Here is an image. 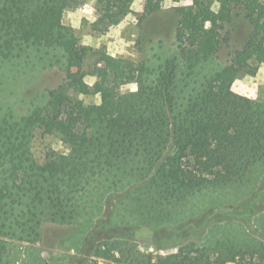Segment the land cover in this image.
<instances>
[{
    "label": "trees",
    "instance_id": "obj_1",
    "mask_svg": "<svg viewBox=\"0 0 264 264\" xmlns=\"http://www.w3.org/2000/svg\"><path fill=\"white\" fill-rule=\"evenodd\" d=\"M85 1L0 0V71L7 66L17 73L30 49L51 51L64 67L80 46L63 15ZM95 1L92 28L106 31L134 0ZM164 1L146 0V9L160 11ZM218 2L214 10L212 0H193L190 22L188 7L176 8V49L154 67L101 52L109 79L104 103L80 104L74 94L86 84L68 73L28 114L0 109V264H31L23 241L44 223L83 220L95 241L85 246L89 257L80 264H264L263 241L177 239L175 251L153 253L123 233L96 236L99 224L160 226L188 198L264 170V100L232 88L240 73L254 74L264 63L261 13L254 0ZM240 4L253 32L218 65ZM132 80L137 89L122 91ZM38 128L59 136L69 150L38 161L31 147Z\"/></svg>",
    "mask_w": 264,
    "mask_h": 264
},
{
    "label": "rangeland",
    "instance_id": "obj_2",
    "mask_svg": "<svg viewBox=\"0 0 264 264\" xmlns=\"http://www.w3.org/2000/svg\"><path fill=\"white\" fill-rule=\"evenodd\" d=\"M213 8L219 7L218 0ZM261 14L257 33L264 35V3L254 0ZM193 0L162 2V9L149 13L146 0H134L127 4L119 21L110 24L106 31L94 30L92 24L98 13L95 0H86L79 6L64 12L63 22L71 26L79 39V52L66 58L61 67L51 51L28 50L20 58V69L13 74L5 68L0 71V109L10 108L18 115H26L42 103L43 93L57 87L67 79L84 82L82 90L75 92L80 104L104 103L108 77L101 61V52L124 57L135 62L144 60L152 67L159 57H165L176 49V27L179 6H186L190 22ZM242 5L233 10L232 21L227 25L230 41L219 52L217 62L226 64L235 49L243 46L253 32V25L245 17ZM142 18V19H140ZM10 72V73H9ZM135 80L123 85L122 91L135 90ZM234 91L253 99L264 100V63L254 74L242 72L233 82ZM73 92V91H72ZM40 162L48 159L52 151L67 152L68 146L56 134L43 133L37 129L31 144ZM122 213V212H121ZM116 218V217H115ZM171 220L156 227L136 225L117 228L114 225H98L97 238L125 234L135 240L147 252L168 253L177 249L176 240H192L197 244H210L222 236L264 242V170L252 173L243 182L228 184L217 189L188 198L172 212ZM116 220V219H115ZM86 221L77 224L46 222L30 241H23L24 255L31 264H80L89 257L86 245L94 242L93 229ZM177 235L178 238L173 237ZM96 238V239H97ZM226 264H244L242 259Z\"/></svg>",
    "mask_w": 264,
    "mask_h": 264
}]
</instances>
